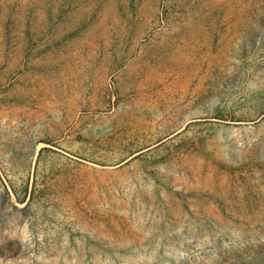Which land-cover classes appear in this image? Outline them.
<instances>
[{"label":"rangeland","instance_id":"1","mask_svg":"<svg viewBox=\"0 0 264 264\" xmlns=\"http://www.w3.org/2000/svg\"><path fill=\"white\" fill-rule=\"evenodd\" d=\"M0 264H264V0H0Z\"/></svg>","mask_w":264,"mask_h":264}]
</instances>
